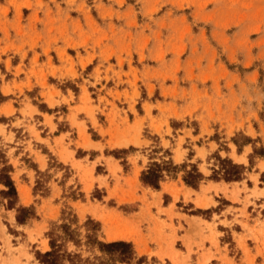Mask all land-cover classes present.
Segmentation results:
<instances>
[{
	"label": "rangeland",
	"instance_id": "obj_1",
	"mask_svg": "<svg viewBox=\"0 0 264 264\" xmlns=\"http://www.w3.org/2000/svg\"><path fill=\"white\" fill-rule=\"evenodd\" d=\"M7 100L16 109L10 115L2 107ZM31 105L50 117L42 122ZM74 106L72 122L77 114L82 119L78 134L101 140L100 152L117 159L122 173L107 171L98 159L96 175L103 177L94 179V163L62 164L49 140L40 141L54 121L50 136L68 130V146L76 155L88 153L67 124ZM106 118L115 131L125 126L126 135L134 133L127 148L105 146L117 144L102 130ZM0 123V168L3 162L12 168L16 208L30 207L33 214L20 224L16 208L0 205V264H40L38 254L50 250L47 233L73 216L72 228L82 237L91 219L100 224L98 239L113 242L104 238L102 221L89 215L93 208L115 214L116 224L135 236V242L114 240L132 244L133 264H264V253H243L227 235L222 255L202 252L191 260L179 242L172 246L171 211L152 213L155 204L145 196L176 179L193 188L182 179L193 169L202 175L193 189L207 180L240 181L254 169L264 186V165L256 167L264 162V0H0ZM207 144L210 152L194 158V146ZM175 145L187 150L180 163L171 158ZM98 153L89 151L90 159ZM35 154L47 163L43 171L36 169ZM135 154L145 164L138 180L128 176V157ZM153 164L167 169L157 189L140 179ZM232 165L242 167L240 177L225 180ZM116 192L132 200L142 194L144 208L117 202ZM226 203L219 200L220 207ZM177 207L204 218L212 212L181 202ZM252 207L264 216V208ZM153 231L160 251L148 246L145 233ZM66 248L83 258L96 254L72 243Z\"/></svg>",
	"mask_w": 264,
	"mask_h": 264
},
{
	"label": "crops",
	"instance_id": "obj_2",
	"mask_svg": "<svg viewBox=\"0 0 264 264\" xmlns=\"http://www.w3.org/2000/svg\"><path fill=\"white\" fill-rule=\"evenodd\" d=\"M9 102L10 101L7 100L2 104V107H5L9 111L6 115L13 114L14 110H16L14 107H11ZM60 103L62 102L58 99V104ZM30 107L33 111V115L39 114L42 116V122H44L45 116L50 117L47 113H40L33 105ZM75 108L76 106L71 107L66 120L68 121L67 124L69 129L77 133L79 138L78 140H80L81 143H86L88 145V147H83V150L88 152L86 155H76V150L68 146V130L61 131L57 134L52 133L51 136L49 135V131H57V126L54 121H52V128L45 126L44 129L46 130V136L39 135L40 141L49 140L50 146L54 148V155L56 156V159L62 164L64 163L73 168V165L75 164L82 165L83 167L87 162L89 165L88 167H90V165L94 163L90 169V173L94 179L103 177V175H96L95 166L97 164H95V161L98 159L105 161V169L107 171L114 170L116 174L122 173V168L117 159L112 156L105 155L102 151L100 152L98 145H102L101 140H93L86 132L82 136L78 134L79 127H81L79 123L82 119L80 118V115L77 114L76 122H72L71 115L74 113ZM94 117L98 123L97 115H94ZM83 120L84 126H86L87 120ZM106 120L108 123L102 127V130H105L106 134L109 136L110 140L108 141L116 142L117 144L114 146L107 144L105 146L109 149L127 148L131 144L134 133L129 131L126 135L124 132L126 131L125 126L115 131L114 125L111 124V121H109L108 118H106ZM136 121L137 120L135 119L134 123ZM11 122L13 123V121ZM1 124L2 123H0V126ZM23 125L29 127L30 123H28V125L23 123ZM111 136L114 137L111 138ZM136 138L140 143L144 141V138L141 136ZM210 145L211 144L204 146L195 145L192 150L194 158L201 159L199 157V151L201 150L208 154V152H210ZM176 146L177 145H175L172 149L171 158L174 162L180 163L187 156V150L184 149V147L177 148ZM91 150L99 151V153L96 154L95 157H92V159H90L89 154V151ZM231 151L232 149L230 148V152ZM242 155L243 154L236 153L237 157H242ZM32 157L37 170L43 171L48 167L47 163L38 160L41 155L37 156V154H35ZM142 159L143 156L139 154L130 155L128 157V162L130 163L129 178L138 180V175L145 165ZM244 159L246 160V157H244ZM239 163L245 164L244 161H240ZM261 164L264 165V162H259L256 167H259ZM260 173L261 171L258 172L257 169H254L252 172L247 173L246 177L242 180L234 182L207 180L204 181L198 189L187 187L180 179H176L162 182L160 189L157 191L148 189V194H145V196L149 202L152 201L155 204V207L151 208L152 213L156 212L157 207H160L163 211H171V221L176 229L172 246L175 248L176 244L179 242L184 248L183 253L189 254L191 260L194 256L196 260H200L202 258V252H210L213 256H215V258H217L218 255H222L227 250V245L224 241H222V238L225 235L230 237V239L235 243L236 249L241 250V252L244 253L245 250L248 249L251 250L252 253H255V255L259 254L263 256L264 216L259 213L258 209L252 207V205H254L259 208H264V186L259 181ZM248 183H250V185ZM93 186L96 187L97 184L94 182ZM165 186H167V188H165ZM109 190L110 187L106 190L107 195ZM141 195L138 194L136 198L132 200L127 196H123L122 194L116 192V196L114 197H116V201L119 203L137 201L140 203H138L139 208H144L143 201L140 199ZM164 197L168 199L165 203ZM219 200H222V202L225 200L228 203L221 204L220 207ZM178 202H181L183 205H191L193 209H211L212 212L208 218L198 215H187L178 209ZM92 207H94V205ZM216 208L218 210H215ZM243 211L245 213H243ZM89 215L102 221L104 238L107 241H136L135 236L128 235L124 226L116 224V218H114L115 214H112L110 211H102L97 208H93V210L89 212ZM124 218L126 217L121 215V219L123 220ZM160 219L164 220L166 224H169L170 218L165 213L160 215ZM154 227V224L151 226V223H149L150 229H153ZM145 235L149 236L147 239L148 246H152L151 244H154L153 250L160 251L155 232H149V234L146 232ZM213 256L208 263H211Z\"/></svg>",
	"mask_w": 264,
	"mask_h": 264
},
{
	"label": "trees",
	"instance_id": "obj_3",
	"mask_svg": "<svg viewBox=\"0 0 264 264\" xmlns=\"http://www.w3.org/2000/svg\"><path fill=\"white\" fill-rule=\"evenodd\" d=\"M240 169L242 167L232 165L231 171L225 172L224 179L237 180L240 177ZM164 170L167 171L164 166L153 164L146 172L142 173L140 179L143 184L157 189L163 178L162 172ZM11 171V166L3 162L0 168V205L6 206L7 209L16 208L17 204V191L10 177ZM182 179L186 185L196 188L202 179V175L193 169ZM16 210V221L20 224H24L33 216L30 207H17ZM72 218L68 222L54 226L47 233L50 250L38 254L40 264H133L136 257L131 243L99 240L97 232L100 230V224L91 219L85 222L86 234L82 237L77 227L72 228L76 217L73 216ZM67 243H72L75 248L85 246L89 251L96 254L91 258H83L79 253L69 252L66 248Z\"/></svg>",
	"mask_w": 264,
	"mask_h": 264
},
{
	"label": "bare ground",
	"instance_id": "obj_4",
	"mask_svg": "<svg viewBox=\"0 0 264 264\" xmlns=\"http://www.w3.org/2000/svg\"><path fill=\"white\" fill-rule=\"evenodd\" d=\"M25 195V194H24ZM47 248V247H46ZM140 251H141V249H140Z\"/></svg>",
	"mask_w": 264,
	"mask_h": 264
}]
</instances>
